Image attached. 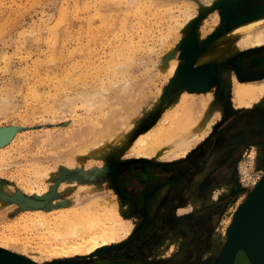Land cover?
<instances>
[{"label": "rangeland", "instance_id": "1", "mask_svg": "<svg viewBox=\"0 0 264 264\" xmlns=\"http://www.w3.org/2000/svg\"><path fill=\"white\" fill-rule=\"evenodd\" d=\"M154 1L0 0V96L11 93L17 102L12 105L10 99L9 106L14 108L0 114V137L4 132L12 137L9 143H0L3 247L36 264H126L127 256L138 255L160 264H209L216 257L225 242L228 221L264 177V143H252L232 163L230 177H214L207 190L201 187L217 149L226 158L237 146L233 138L237 130L258 129L264 115L262 99L254 106L238 107L237 82L261 84L264 75L251 78L242 71L240 56L261 48L247 49L242 43L245 34L232 32L264 17V9H253L256 4L251 5L250 0H231V5L224 0L205 5L200 0ZM257 30H264V22ZM190 43V66L209 65L214 70L205 90H190L183 81L186 48L190 52L191 45L184 47ZM201 58L204 63L197 62ZM121 79L131 82L133 91L124 95L116 90L119 86L107 91V103L96 110L83 101L69 111L59 107L62 95L94 85L108 88ZM251 79L262 80L247 81ZM124 81L118 85L123 86ZM116 97L121 98L117 104L126 101L144 110L128 131L124 127L125 131L111 130L109 99ZM219 110L220 119L214 116L217 120L210 132L199 143L200 134L185 156L186 150L164 159L142 154V139H151L149 146L157 149L172 131L178 133L170 135L166 143L188 130L180 123L191 122L192 128L206 112L216 115ZM176 114L183 119L171 124L169 120ZM189 115L195 120L190 121ZM163 127L165 136L159 133ZM110 133L113 137L102 146L100 138ZM99 146L104 153H97ZM202 146L205 148L198 152ZM209 148L214 149L213 154L205 159ZM143 161L161 163L172 175L197 166L178 197L176 211L164 213L165 191L151 196L139 210L117 187L120 168ZM239 164L247 177H239ZM88 191L87 201L75 205L78 195ZM198 198L200 205L191 208ZM215 202H219L218 215L205 233L195 234L187 223L189 216L203 214ZM73 214L85 219L115 216L119 235L129 234L91 257L56 256L52 248L55 225L61 217ZM42 218L54 223L45 228ZM146 235L150 237L140 241ZM234 264L250 263L239 251Z\"/></svg>", "mask_w": 264, "mask_h": 264}, {"label": "bare ground", "instance_id": "2", "mask_svg": "<svg viewBox=\"0 0 264 264\" xmlns=\"http://www.w3.org/2000/svg\"><path fill=\"white\" fill-rule=\"evenodd\" d=\"M161 1H163V0H161ZM168 1H171V0H168ZM200 1H201L202 5H205L206 3L207 4L215 3L217 0H200ZM232 1L231 0H224V2L227 5L228 4L231 5ZM155 2H156V0L154 1V3ZM262 22H264V17L259 18V19H254V20H251L249 22H245V23L241 24L240 26L236 27L235 29H233L232 32L235 35H238L241 33L245 34L242 43L247 48H257V47L264 45V30L263 31L262 30L256 31V29L262 24ZM62 24H63V22H62ZM57 39H58V37H57ZM188 50L189 49L186 48L187 52L186 51L185 52L188 53L189 52ZM203 60H204V58H201L197 62H201ZM204 61L202 63H204ZM122 65L124 66V64H122ZM177 65H175L174 68H172L171 71L173 73L176 71ZM119 66H121V65H119ZM191 78H192V84L194 86H201V85L209 82L211 76L209 75V73H206L202 68H198L194 71ZM118 80H120V79H118ZM123 81L124 80L121 79V81H117L116 83H111L110 85L108 84V88H101L99 86L94 85L91 87L84 88L82 90L77 89L78 91H75V93L72 95H69V94L62 95V98H60V99L57 98L59 100V103H58L59 107L62 110L66 109L69 111L76 105V103L78 101H83V102L87 103L90 108L93 107L96 110V108L102 107L105 103H107V96H106V94H108V93H106L107 91H113V90L116 91L119 89V91L124 95H127V94H129L130 91L131 92L133 91V87L131 85L132 83L130 82L131 83L130 84L127 80L124 81L125 84H123V86L118 85V82L120 83ZM135 82L137 83V81H135ZM117 86H119V87H117ZM115 88H116V90H115ZM75 90H76V88H75ZM119 91H117V92H119ZM11 95L12 94L10 93V94H7L6 96H0V114L7 112L8 109L10 111V108L12 107V106L11 107L9 106V104L11 102L10 99L13 97V96L11 97ZM118 96H119V94H118ZM120 96H121V94H120ZM235 96H236V100L238 101V107L254 106V104L261 99H262V101H260V102H262V104L264 105V83L253 84V83H247V82H241V81L237 82ZM119 97L109 99L113 105V106L111 105V113H112L111 116H112V120H113L112 125H111V130L112 129L117 130V132L119 131L118 129H122L123 127L125 128V130L127 128L129 129L130 127H132V125L138 121L139 115H142L143 111H144V110L141 111L140 109H142V108H139L138 106L135 107L132 104H127L126 101L125 102L122 101L124 105L121 104L122 102H120V104H117L118 103L117 101L119 99H121ZM122 98H124L123 95H122ZM201 100L204 101L203 98ZM12 101L14 102V100H12ZM15 103L17 105V102H14V104H12V105H15ZM56 103H57V101H56ZM7 106H9V108H7ZM55 106L58 107L57 104ZM201 107H204V106H201ZM12 108H14V107H12ZM94 109H93V111H94ZM214 113L215 112H212V113L206 112L205 117L201 118L199 121H195L193 123L192 128L189 127V126H191V122H188L186 124L180 123L179 126H184L181 128H185V129L188 128V130L184 133H181L180 137L178 139L174 140L172 143H166V140L170 135L178 133V130L172 131L163 140L165 142V144L162 142L160 147H158L157 149H156V147L153 146V144H152V146L154 148H151L149 146V144L153 143L151 139H144V140L142 139L141 143H142V148L144 150L142 152V154L149 157V158L152 157V158H156V159H164V158L170 157L171 155L177 153L178 151L186 150V152L183 154V156H185L187 154V149L191 148L190 144L194 140H196L200 134H202V136L199 139H197L199 143L210 132V129L212 128L213 124H215V122L217 120V119L216 120L214 119V116H217L218 119H220L219 117L221 116L222 110L216 111V115H213ZM125 114H127V116ZM188 118L190 119V121L195 120V119H193V116H190V115L188 116ZM182 119H183V115L176 114V116L172 117V121L169 120V122H171V124H174L176 122L181 121ZM128 129L126 131H128ZM164 129L165 128L163 127L162 129L159 130V133L163 134V136L166 135L164 132ZM123 130L124 129H122V131ZM112 135H113V133H110V135H106L103 138H100L103 142L102 146H106V144H108L109 139L113 137ZM11 139H12L11 135H9L8 132H4L0 137V143L1 144L9 143L11 141ZM161 141H162V139H161ZM157 145H159V144H157ZM97 148H98V146H97ZM100 149H101V147H100ZM100 149H98L97 153H104V149H101V150ZM138 156H141V155H138ZM74 182H76V181L74 180ZM259 183L257 184V186L259 185ZM90 193H91V191L83 192V193L79 194L78 197L76 198L75 202H74L75 205L78 206V205H80V203H82V204L85 203L87 201L86 197L88 195H91ZM106 202H107V200H106ZM200 203H201V199L199 200V198H198L191 205V208L196 207L198 204L200 205ZM88 205H91V204L88 203ZM103 205L104 204H102V206ZM2 208H4V207H2ZM85 208H86V206H85ZM0 211H1V209H0ZM76 214H73L71 216H65L64 218L61 217V222L60 223L58 222L59 224L56 223V225H55L56 227L54 226L55 228H54V231L52 233L53 234L52 238H54L56 240L54 247H52L53 251H54V255L67 257V258L70 256L72 257V256H79V255L91 257L94 254H96L97 251L102 249L103 247H106L109 245H114V244L121 242L129 234V231H128V232H125L124 236L119 235L120 234L119 231L121 229L119 228V223H118L119 220L116 219L115 216H114V218H110V220L105 219V217L104 218L94 217V218H86L85 219L82 217V215H76ZM104 216H105V214H104ZM42 219L44 220L43 221L44 223L42 222V224L45 225V228H46V225L49 228L50 226H52V223H54V222H51L52 219H44V218H42ZM121 220H122V218H121ZM229 222H231V221L229 220L228 224H229ZM129 227H130V225H129ZM226 230H227V228H226ZM70 238H72L73 240L76 239V242L71 243ZM2 245H0V247L3 248L4 250H8L10 252L19 254L10 248L3 247ZM209 252L210 253L213 252V248ZM31 262L34 263L33 261H31ZM210 263L211 262H209V264ZM34 264H36V263H34Z\"/></svg>", "mask_w": 264, "mask_h": 264}, {"label": "flooded vegetation", "instance_id": "3", "mask_svg": "<svg viewBox=\"0 0 264 264\" xmlns=\"http://www.w3.org/2000/svg\"><path fill=\"white\" fill-rule=\"evenodd\" d=\"M249 2L251 5L264 4V0H250ZM257 48L261 49L247 51L239 58V65L247 77L255 78L260 77V75H264V45ZM258 80L262 79H251L247 81L256 82ZM257 126L258 129H250L248 131H242L240 129L237 130L238 134L235 133V136L233 137L238 141L236 143L237 146L235 145L236 147H233L230 154L226 158L224 151L221 152L217 149V151L213 154L211 150L214 149H208L205 159H208L207 156L212 153L216 157V160L212 165H210L213 167L204 175L206 178L201 184L202 191H205L208 187H210L211 181L214 177H230L228 174L232 167L231 165L232 163L235 164V162L239 159L243 149H246L247 146L252 143H264V115ZM203 148H205V146L199 148L198 152H202ZM221 150H224V147L223 149L221 148ZM188 163L189 162L184 165L187 166ZM238 166L240 171L239 177H247L248 173H246L245 168H243L242 173L240 167L241 165L239 164ZM196 170L197 166L193 167L190 171H186V173H177L172 175L165 171V166L161 163L144 161L129 163L120 168L118 176L115 177V182L117 187L121 190L123 196L132 201L135 206L138 205L137 207L139 210L147 206L149 201L148 199L151 198V196L154 194L159 195L165 191L164 197L167 198V204L163 211L164 213H167L171 210L176 211L179 206L178 204L180 203L178 197L181 193H183L182 189L185 188L189 182V177H194L192 173ZM218 207L219 202H215L213 205L208 207V210L203 212L204 215L202 213L195 214L194 212L191 216H189L190 221L186 222L192 229H195V234L206 232V230L211 226V223H213L215 215H218ZM205 212H208V215H206ZM149 237V235L143 236L140 241L148 239ZM145 250L146 248H144L142 252L144 253ZM125 263L160 264L155 260L145 258L143 255H138L137 257L127 256Z\"/></svg>", "mask_w": 264, "mask_h": 264}, {"label": "water", "instance_id": "4", "mask_svg": "<svg viewBox=\"0 0 264 264\" xmlns=\"http://www.w3.org/2000/svg\"><path fill=\"white\" fill-rule=\"evenodd\" d=\"M253 9H264V4L255 5ZM189 45H191V51L185 53L188 61L182 67L183 81L190 90H205L212 83L214 70L209 65L191 67L192 44L186 45L184 49ZM198 68L209 73L211 78L209 82L201 86H194L191 76ZM239 251L244 253L250 264H264V177L258 186H253L247 198L234 211L231 223L226 230L225 242L210 264H234ZM0 264L34 263L23 255L0 248Z\"/></svg>", "mask_w": 264, "mask_h": 264}, {"label": "crops", "instance_id": "5", "mask_svg": "<svg viewBox=\"0 0 264 264\" xmlns=\"http://www.w3.org/2000/svg\"><path fill=\"white\" fill-rule=\"evenodd\" d=\"M216 159H214V157L210 158V165H212L215 162ZM217 165V164H216Z\"/></svg>", "mask_w": 264, "mask_h": 264}]
</instances>
